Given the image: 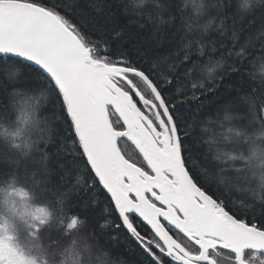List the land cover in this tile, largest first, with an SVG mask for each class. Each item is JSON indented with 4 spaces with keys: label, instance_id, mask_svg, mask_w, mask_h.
Masks as SVG:
<instances>
[{
    "label": "snow or ice",
    "instance_id": "snow-or-ice-1",
    "mask_svg": "<svg viewBox=\"0 0 264 264\" xmlns=\"http://www.w3.org/2000/svg\"><path fill=\"white\" fill-rule=\"evenodd\" d=\"M0 197V264H264V0H0Z\"/></svg>",
    "mask_w": 264,
    "mask_h": 264
},
{
    "label": "rangeland",
    "instance_id": "rangeland-1",
    "mask_svg": "<svg viewBox=\"0 0 264 264\" xmlns=\"http://www.w3.org/2000/svg\"><path fill=\"white\" fill-rule=\"evenodd\" d=\"M7 207L8 206L3 203V209L0 210V213H3L5 216H9ZM16 207L20 212L24 211L19 201H17ZM25 221H27V223H31L32 222L31 217L26 216L24 217V219H21L19 216H17L13 218L15 228L19 232V237H20L19 243L25 248L26 251H29L31 255L35 256L38 259V251L41 250V248H43L47 244L46 238L41 236L42 238L41 241L39 242L30 240L26 236L27 224ZM38 243H39V247L37 246ZM37 264H39L38 261Z\"/></svg>",
    "mask_w": 264,
    "mask_h": 264
},
{
    "label": "trees",
    "instance_id": "trees-1",
    "mask_svg": "<svg viewBox=\"0 0 264 264\" xmlns=\"http://www.w3.org/2000/svg\"><path fill=\"white\" fill-rule=\"evenodd\" d=\"M242 2V0H241ZM113 119H115V117H113ZM68 149L71 150V143L69 142V144L67 145ZM1 200L2 197H0V205H1ZM56 227V222L52 221L51 224L49 225L48 228H46L44 230V232L41 234L42 237L46 238V242L47 244L43 247V248H48L49 245V233L51 232L52 229H54ZM56 249V245H52V249L51 250H55ZM124 251V249L121 248H116V250L112 253V258L116 259L117 255ZM61 260L62 258L57 256L56 260H55V264H61ZM39 264H51V257L50 256H45L42 254L41 250L38 251V259H37ZM218 264H229V260L223 256V254H221V256L218 257ZM250 264H256L255 261H251Z\"/></svg>",
    "mask_w": 264,
    "mask_h": 264
},
{
    "label": "bare ground",
    "instance_id": "bare-ground-1",
    "mask_svg": "<svg viewBox=\"0 0 264 264\" xmlns=\"http://www.w3.org/2000/svg\"><path fill=\"white\" fill-rule=\"evenodd\" d=\"M3 209V197H2V200H1V205H0V210Z\"/></svg>",
    "mask_w": 264,
    "mask_h": 264
}]
</instances>
